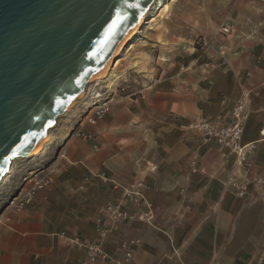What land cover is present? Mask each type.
<instances>
[{
    "label": "crops",
    "instance_id": "crops-1",
    "mask_svg": "<svg viewBox=\"0 0 264 264\" xmlns=\"http://www.w3.org/2000/svg\"><path fill=\"white\" fill-rule=\"evenodd\" d=\"M199 4L204 12L196 9ZM178 5L174 25L179 26L176 14L183 12L185 36L200 23L206 33L230 43V51L225 49L230 58L243 55L253 68L264 66V0H183ZM221 24L229 26L228 34L217 33ZM173 32L183 35L180 29ZM173 95L155 90L148 98L157 105L145 101L142 114L134 104L140 97H123L96 125L83 128L92 140L71 135L51 167V183L0 223V264H88L83 246L96 239L97 220L105 218L101 207L118 203L133 218L108 237L105 249L114 254L122 239L138 240L129 264H264V188L252 186L249 202L233 208L231 201L219 200L229 190L222 191L225 172L216 170L217 146L200 137L195 142L191 132L177 140H152L153 128L169 122L170 111L181 110ZM141 116L146 121L141 123ZM252 116L264 118V108L253 109ZM252 124L247 132L253 128V136L242 142L264 149V119ZM193 158L201 172L191 173ZM255 170L247 174L264 179ZM137 183L144 185L143 201L124 204L122 188Z\"/></svg>",
    "mask_w": 264,
    "mask_h": 264
},
{
    "label": "rangeland",
    "instance_id": "rangeland-1",
    "mask_svg": "<svg viewBox=\"0 0 264 264\" xmlns=\"http://www.w3.org/2000/svg\"><path fill=\"white\" fill-rule=\"evenodd\" d=\"M182 1L173 0L168 12L164 15H160L161 9L158 7L151 12L139 30L114 57V62L109 66L107 73L97 81L98 87L104 89L105 86L112 91L109 90L105 95L108 100L113 97L108 108L123 97L131 99L140 97L139 101L134 104L141 114L145 101L153 107L157 105L155 100L148 98L150 94H155V90H167L174 94L181 110L170 111L167 116L169 122L159 123V126L153 128V141H160L162 138L177 140L183 134L187 136V133L191 132V139L197 142L199 137L201 140V135L190 126L201 121H214L218 126L227 125L231 120L230 113L233 107L238 101L243 100L248 108V116L245 120L241 144H249L242 142L244 137L247 138L254 132L253 128L247 132V127L253 126L252 122L264 119L252 116L253 109L264 108V66L253 68L248 65L243 55L236 59L230 58L231 54L225 51L226 47L230 51V43H225L222 38H219L220 36L209 35L201 29L200 23H195V32H190L188 33L190 36H185L188 29L185 26L183 12L176 14L177 18L181 19L179 26L174 25L177 21L176 18L174 19L175 8ZM196 9L198 12H204L202 8L200 9V4ZM211 13L209 12L210 15ZM213 18L215 19L213 22L218 26L220 21L217 13H213ZM177 29H180L183 35L174 37L173 31ZM202 39L206 41V45L202 44ZM230 60L234 65L230 66ZM108 80L113 83L110 87ZM158 80H161L158 83L159 86L155 87V81ZM87 93L66 116L57 118L56 125L49 131V139L37 154L30 158L15 159L11 163L8 173L0 181V223L13 211L12 208H8L11 198L17 195L22 187L32 184H26L23 180L26 177L34 178L35 175L42 174V171L54 166L63 145L71 136V131L91 108ZM184 96L187 98L186 102H184ZM131 103L126 102V104ZM145 119L147 118L141 116V123L146 121ZM250 146L252 149L246 154L247 165H244L243 172L241 171L240 174L245 176L248 182L246 194L239 198L228 192L221 197L223 199H219L231 201L233 208L249 202L247 194L252 186L264 188L263 178L247 174L250 169H256L264 175V165L261 163L264 149L255 148L251 143ZM208 157L207 163H210V156ZM218 159L216 160L217 166L215 165L216 170L225 172L223 188L232 171V157L225 164L222 163L221 157L220 160ZM210 170L206 169L203 175L206 176V172ZM227 196H229L228 199H226ZM224 222L229 224L230 216L225 217ZM242 231L244 234L247 233L245 226Z\"/></svg>",
    "mask_w": 264,
    "mask_h": 264
},
{
    "label": "water",
    "instance_id": "water-1",
    "mask_svg": "<svg viewBox=\"0 0 264 264\" xmlns=\"http://www.w3.org/2000/svg\"><path fill=\"white\" fill-rule=\"evenodd\" d=\"M151 2L0 0V181L45 138Z\"/></svg>",
    "mask_w": 264,
    "mask_h": 264
},
{
    "label": "built area",
    "instance_id": "built-area-1",
    "mask_svg": "<svg viewBox=\"0 0 264 264\" xmlns=\"http://www.w3.org/2000/svg\"><path fill=\"white\" fill-rule=\"evenodd\" d=\"M229 28L221 24L217 33L221 35L228 34ZM202 44L206 45V41L202 39ZM100 87V86H99ZM95 82L91 84L87 93L88 99L91 100V108L85 115L78 121L75 128L71 131V135L80 138L82 141L92 140L91 134L83 132L85 126H94L104 117L108 110V105L112 102L113 97L109 100L105 95L109 92L110 88L101 89ZM111 91V90H110ZM112 92V91H111ZM230 122L224 126H218L217 122L201 121L190 126L193 130L201 135V141L204 144H211L218 147L222 163H228L232 157V171H230L224 185L223 192L229 190L235 197H243L246 194L248 185L245 176L240 175L243 172L244 165H247L246 154L251 151L250 144H241V137L244 130L245 120L248 116V108L245 101H238L230 113ZM51 169L42 171L40 176L35 175L34 178H25L23 181L29 186H24L21 191L17 193L9 201L8 208L15 211L23 209L28 205L37 190H40L51 183ZM201 172L199 167L196 166V158L191 161V173L195 174ZM242 171V172H241ZM144 185L137 183L127 188H122L121 198L124 204L138 205L143 201L141 189ZM140 200V202H139ZM149 206L148 204H146ZM102 214L105 218H99L95 229L96 239L86 244L84 247L85 260L88 264H129L132 259L135 246L138 244L136 239H122L118 244L116 252L109 254L105 249V242L111 235H117L119 227L122 223L133 218L132 214L125 211L121 205L106 204L101 207ZM146 220L151 217L144 215Z\"/></svg>",
    "mask_w": 264,
    "mask_h": 264
},
{
    "label": "bare ground",
    "instance_id": "bare-ground-1",
    "mask_svg": "<svg viewBox=\"0 0 264 264\" xmlns=\"http://www.w3.org/2000/svg\"><path fill=\"white\" fill-rule=\"evenodd\" d=\"M173 0H152V2L149 4L147 9L145 10L144 14L138 19L132 30L129 32V34L121 40V42L117 45V47L113 50V52L110 54V56L107 58V60L102 64V66L97 70V72L94 74V76L88 80V82L84 85L81 92L78 94V96L75 98V100L72 102V104L60 115L66 116L72 108L78 103L79 100L83 99L85 94L87 93L88 88L91 86L92 83H97L105 73H107L108 68L110 65L114 62V57L123 49V47L129 42L130 38L133 36L135 32H137L140 28V26L144 23V21L150 16L151 12L155 10L157 7L160 8V15L166 14L169 10V7ZM108 86H112L113 83L111 80H108ZM98 84V83H97ZM87 96V95H86ZM90 103L92 104L91 100L89 99ZM56 125V123L54 124ZM53 129V128H52ZM49 131H47L45 138L38 144V146L25 158H30L31 156L37 154V152L40 150L42 145L49 139ZM14 161V160H13ZM12 161V162H13ZM11 165V164H10ZM10 168V167H9ZM29 178V177H28Z\"/></svg>",
    "mask_w": 264,
    "mask_h": 264
},
{
    "label": "snow or ice",
    "instance_id": "snow-or-ice-1",
    "mask_svg": "<svg viewBox=\"0 0 264 264\" xmlns=\"http://www.w3.org/2000/svg\"><path fill=\"white\" fill-rule=\"evenodd\" d=\"M118 22H119V20L117 22H114L112 28H110V30H109V35L111 34L112 30L115 28L116 23H118Z\"/></svg>",
    "mask_w": 264,
    "mask_h": 264
}]
</instances>
